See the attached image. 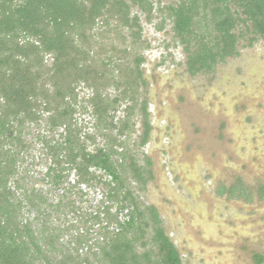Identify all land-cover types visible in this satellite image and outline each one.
Wrapping results in <instances>:
<instances>
[{
    "label": "trees",
    "instance_id": "1",
    "mask_svg": "<svg viewBox=\"0 0 264 264\" xmlns=\"http://www.w3.org/2000/svg\"><path fill=\"white\" fill-rule=\"evenodd\" d=\"M133 8L150 22V0H0V264H55L50 257L55 252L61 255L60 264H180L157 226L155 209H142L123 176L129 169L138 182L149 178L143 179L133 160L125 166V144L134 128L136 104H141L144 126L140 147L149 127L146 104L140 103V88L146 84L140 68L144 58L138 52L146 43L140 15L131 14ZM160 12L183 45L191 74L211 72L218 63L236 56L240 41L247 46L264 41V0H176ZM80 86L90 91L86 102L95 135L84 133L78 124ZM110 87L130 101L116 123L119 97H109ZM41 121L47 134L37 133L33 141L41 144L43 158L50 161L41 181L55 191L67 183L55 204L29 185L35 159L27 130L39 127ZM97 136L103 145L95 144ZM87 142L95 146L93 150ZM91 169L109 180L102 181ZM101 182L108 190L107 199L116 204L113 214L109 205L90 213L66 201L71 190L83 196L82 186ZM27 207L26 213L35 211L38 228L32 229V220L22 218ZM64 211L74 215L82 233L73 223L51 226L53 214L59 219ZM93 225L98 227L99 239L92 244L93 252L88 247L92 260H81L76 250V254L56 250L60 235L69 230L77 232L73 237L77 246L88 242ZM151 225L155 252L145 250Z\"/></svg>",
    "mask_w": 264,
    "mask_h": 264
},
{
    "label": "rangeland",
    "instance_id": "2",
    "mask_svg": "<svg viewBox=\"0 0 264 264\" xmlns=\"http://www.w3.org/2000/svg\"><path fill=\"white\" fill-rule=\"evenodd\" d=\"M150 1L153 6V16L150 22H147L145 16L137 12L136 8L131 9V14L138 13L140 15L139 24L142 28L141 36L142 40L146 43V47L139 49L138 52L144 58L140 68L143 80L146 79L148 81L145 91L147 94H144L148 98L149 121L155 128L153 135L161 136L160 141L163 146L170 149L178 136L180 137L181 131H184L181 139L187 151L195 150L194 154L198 153L202 155L203 164L205 166L207 165L208 168L214 169L215 167H219L217 170L223 172V175L225 174L221 178L225 182L234 184L235 178L240 177L242 182H244L242 187L247 192H250L251 195H254L258 188L264 185V107L257 104L259 97L262 98L261 102L264 104V85L255 87L251 80V74L254 72L264 73V41L261 40L255 43L251 48L245 47L246 42L240 41L238 46L240 56L238 58H232L226 63H219V67L211 75L202 76L196 73L198 75L194 77L188 75L183 78L182 70H186L184 60L186 59L187 61V55L184 52L183 45L179 43L178 39H175L171 32V23L168 19H165L163 12H160L162 7L174 3L176 0ZM162 20H164L163 23ZM161 23L162 28L159 29ZM124 33L126 31H123ZM47 61L49 62L48 58ZM78 90V102H80L77 105L78 112L76 114L78 124L83 128L84 133L95 135L94 121L88 113V105L86 102L90 91L84 89L82 86ZM140 91H143V88H140ZM119 92L121 91L115 90L113 87H110L107 91L109 97H119L117 112L114 113V123L125 115V108L130 106L129 99H124L119 96ZM203 92L207 93V96L204 98L205 102L209 98L216 99L220 106L224 105L229 109V117L216 116L217 118L215 120H210L209 110L207 107L205 108L204 101L202 102L200 99ZM240 93H243V97H241L243 98L242 101L249 106V110L247 111L246 108L247 113L243 110L244 112L239 111L234 116L231 105L235 109L243 105L242 103L238 104L235 98ZM141 102L142 99H140ZM209 105L213 104L209 103ZM140 106L141 104H136L131 119L134 128L132 132L127 134L125 149L127 150L128 158L126 159L125 166L129 165V160L131 159L142 169L143 179L147 178V171L152 172L154 177L153 180L144 184L138 182L129 169H125L123 176L126 178V187H129L133 192L136 200L141 203L142 209L154 208L156 213L158 211L160 214L158 215L160 222L157 226L162 229L166 236L173 237L178 245H181L179 244V233L181 232L180 219L173 213L174 206L165 204L163 199L170 197L171 199H175L176 202H179L181 199H186V196L183 194L185 191L175 190L174 192L171 188L168 191L165 189V186L163 188V185L170 184L165 183L169 179L168 172L162 170V168L159 169L155 164L148 165L146 159L143 157L145 153H153L151 146L155 147L154 143H156V140L152 139V142L147 147H140L138 145V135L141 129ZM252 106L256 109H252ZM191 108H194V114H191ZM220 126H226L227 128L225 129V127ZM27 132L29 134L26 140L33 143V152L31 153L35 159V163H33L31 169L32 171L29 173V176H32L31 181L28 180L30 182L29 185H33L38 191H41L49 203L55 204L59 196L63 193L64 188H67V183L55 191L41 181L50 161H46L43 158L44 153L41 144H35L33 140L37 133L47 134L45 131V122L41 121L39 127L30 126ZM58 132L60 133L61 129ZM57 134L54 133L52 136L57 138ZM184 134H186V138ZM113 135H116V131L113 132ZM125 138L126 135H123L121 140L123 141ZM169 143H171V146H168ZM95 144L103 145V139L97 136ZM87 145L90 150H93L95 147L89 142H87ZM118 152H120V149H118ZM151 158L154 159V156L151 155ZM113 159L117 163H120L121 159L119 156H115ZM193 159L194 157L190 160ZM242 159L245 161V168L241 172L240 169L228 167L232 162H234L232 164L242 166ZM30 161L28 158L27 162L29 163ZM197 164L201 165V167L203 165L200 161ZM91 171L95 175L101 176L102 181L109 180L99 170L91 169ZM72 179L73 175L71 174L70 180ZM201 179V184L207 185V180L203 177ZM215 179L218 178L216 177ZM80 189L83 196L76 189H73L71 190V195L67 197L69 199L66 201L72 200L71 202L74 206L80 208L82 212L94 213L96 210L101 211L105 205L111 207V214L115 212L116 204L114 201L107 199L106 194L108 190L102 182L98 185L93 184L91 187L82 186ZM193 204L195 203L193 202ZM262 207L263 210L261 209V213H264V206ZM27 210L28 207L27 209H23L22 218L32 220V229L38 228V223L33 221L37 217L35 211L29 209L28 214L26 213ZM64 215H58L57 217L59 219H57L53 214L49 220L51 226L65 227L73 223L81 230L80 233L83 232L82 225L75 223L73 214L64 211ZM147 216L145 215V219L150 217ZM99 217H102V213ZM97 229V225H93L91 232L86 238L89 241L83 243L81 246H77L73 240L77 232L69 230L68 232L62 233L57 241L56 250L71 254H76L77 252L81 260L85 258L92 260L88 247H93V242L99 239ZM187 230L189 231L186 233L188 234L187 244L181 250L182 254L185 255L184 259L182 258V264H200L199 257L206 254L204 252L205 250L211 253L213 249L217 248L219 251L214 253L212 258L215 264L218 261L224 264H255L252 252L259 251L264 254V215L259 217V221L255 222L253 228H251L250 234H254L255 232L256 236L252 237V242L250 239L247 240V249L242 251L240 249L238 251L234 250L233 246H237V244L225 243V240H231L230 236L233 233L228 232V234H231L228 236L214 232L218 240H223L225 237L223 244H215L211 238L201 240V237H198L200 236L198 233L201 234V231L196 227V223H194L193 227L187 226ZM152 236L153 228L151 225L146 230L144 238V242L146 243L145 250L155 252L156 246H153ZM200 241L203 242V245H206L205 250L197 248L198 244L201 243ZM91 250L93 252L95 250L94 247ZM137 250L140 253L143 252L140 248ZM50 257L55 264H60V253L55 252ZM141 264H144V262Z\"/></svg>",
    "mask_w": 264,
    "mask_h": 264
},
{
    "label": "flooded vegetation",
    "instance_id": "3",
    "mask_svg": "<svg viewBox=\"0 0 264 264\" xmlns=\"http://www.w3.org/2000/svg\"><path fill=\"white\" fill-rule=\"evenodd\" d=\"M257 42H254L250 46L245 45V47L251 48ZM239 54L240 53L238 50L236 56L228 57L225 59L224 62L226 63L232 58H238L240 56ZM184 64L186 70L184 69L182 70L183 78L184 76H188V75L191 77H194L195 75L198 74L202 76L211 75L215 72L217 67H219L218 66L219 63H218L217 65H215L213 71L211 72H199L198 74H191L186 67V59L184 60ZM260 73L261 72H254L251 74L252 77L251 80L253 81L255 87L264 85V73L261 74ZM144 81L145 84L147 85L148 81L146 79H144ZM146 85L142 87L143 91H141L142 92L141 99H142V103L145 102L146 104L145 111L147 113V122L149 127L146 133L145 143L142 147L149 146L150 142H152V139L156 140V143H154L155 147L151 146L153 153L150 154L145 153L143 157L146 159L147 162H149V165L155 164V166H157L159 169L162 168V170L168 172L169 179L165 183H170V184L163 185V188L165 186V189L167 191L168 189L171 188L174 192L175 190H179L181 192L185 191L183 192V194L186 196V199H181L179 202L178 201L176 202L175 199H171L170 197L169 198L166 197L163 199V202L165 204H170L174 206L173 213L177 218L180 219L179 224L181 227V232L179 233V244L181 245H178V243L173 239V237L167 235V238L174 247L177 257L180 260V264H182V260L185 257V255L182 254L181 250H183L182 249L183 246L185 247V245L187 244L188 234L186 233L189 232L187 230V226L193 227L194 223H196V227L201 231V234L198 233L200 235L198 237L199 238L201 237L200 238L201 240L202 239L207 240L208 238H211L212 242H214L215 244H223L225 237L223 240L222 239L218 240L216 239L214 232L216 233L219 232L220 234H224L228 236L231 235L228 234V232H230L233 233V235L230 236L231 240L230 239L225 240V243L237 244V246H233L235 251L236 250L238 251L239 249L240 251L246 250L247 240L250 239V241L252 242L253 241L252 237L256 236L255 232L254 234H250L251 228H253L255 222L259 221V217L264 215V213H261L262 212L261 209L263 208L262 206H264V185L260 186L254 195H251L250 192H247L242 187L244 182H242L240 177L235 178L234 184L222 180L221 178L225 176V174L223 175L222 174L223 172L217 170L219 169V167H215L214 169L208 168L207 165L205 166V164H203L202 155H199L198 153L194 154L195 150L187 151L184 148L183 141L181 139L184 131H181L180 137L178 136L177 140L173 143L172 146L171 143L168 144V146H171L170 149L166 148V146H163L162 142L160 141L161 136H157L156 134L153 135L155 128L149 121L150 112L148 111V100H147L148 98L144 94L146 93L145 92ZM144 96L145 98L143 99ZM206 96L207 93L203 92L202 96H200L202 102L205 100L204 98ZM241 97H243V93H240V95L235 96L237 103L238 104L242 103L243 104L242 106H239L237 109H235L231 105V109L234 116H236L239 113V111L242 112L245 111L247 113V111L249 110V106L243 103L242 101L243 98ZM261 101L262 98L259 97L257 104H260L261 107H264V104H262ZM204 103H205L204 104L205 108L207 107L209 110L210 120L212 119L215 120V118L219 116L222 117L225 116L226 118L229 117L228 116L229 109H227L224 105L220 106L216 99L209 98V100L207 102L204 101ZM209 103L213 105H209ZM252 109H256V108L252 106ZM217 112H221V113H217ZM191 114H194V108H191ZM140 119H141L140 120L141 129H140V134L138 135L139 141L143 137V132H144L142 114H140ZM224 127L225 129L227 128L226 126ZM184 136L186 138V134H184ZM151 155L154 156V159L151 158ZM192 157H194V159L190 160ZM199 161L203 164L202 167L201 165L197 164V162ZM232 163L228 165L229 168L240 169V172L241 170H243V168H245L244 167L245 161L243 159L241 161L242 166L235 165ZM148 177L152 179L145 180L144 184L153 180L154 175L152 174V172L149 171V175L147 176V178ZM201 177L207 180L206 181L207 185L201 184L202 181ZM216 177L218 179H215ZM193 202L195 204H193ZM157 215H160L158 211H157ZM205 246L206 245L205 244L203 245V242H201L200 244H198L197 248H199L200 250H205ZM217 249H213L211 253H208L207 250H205L204 252H206V254L204 256L202 255L201 257H199V263L215 264L212 261V258L214 253L219 251ZM252 256L255 264L264 263V254L262 252L259 251L252 252ZM216 264H224V263L218 261V263Z\"/></svg>",
    "mask_w": 264,
    "mask_h": 264
}]
</instances>
